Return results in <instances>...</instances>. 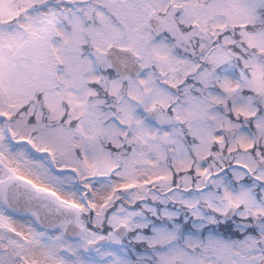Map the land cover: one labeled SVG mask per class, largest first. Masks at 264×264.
Instances as JSON below:
<instances>
[{
    "label": "snow or ice",
    "instance_id": "snow-or-ice-1",
    "mask_svg": "<svg viewBox=\"0 0 264 264\" xmlns=\"http://www.w3.org/2000/svg\"><path fill=\"white\" fill-rule=\"evenodd\" d=\"M0 264H264V0H0Z\"/></svg>",
    "mask_w": 264,
    "mask_h": 264
}]
</instances>
